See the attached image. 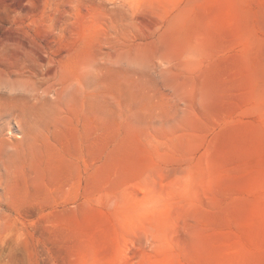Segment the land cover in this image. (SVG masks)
I'll use <instances>...</instances> for the list:
<instances>
[{"label":"rangeland","instance_id":"rangeland-1","mask_svg":"<svg viewBox=\"0 0 264 264\" xmlns=\"http://www.w3.org/2000/svg\"><path fill=\"white\" fill-rule=\"evenodd\" d=\"M0 264H264V0H0Z\"/></svg>","mask_w":264,"mask_h":264}]
</instances>
